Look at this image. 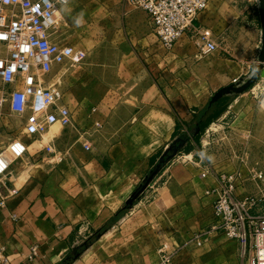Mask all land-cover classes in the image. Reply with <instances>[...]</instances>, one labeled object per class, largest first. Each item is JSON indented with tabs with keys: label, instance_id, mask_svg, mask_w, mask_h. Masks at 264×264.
<instances>
[{
	"label": "crops",
	"instance_id": "1",
	"mask_svg": "<svg viewBox=\"0 0 264 264\" xmlns=\"http://www.w3.org/2000/svg\"><path fill=\"white\" fill-rule=\"evenodd\" d=\"M81 1L86 5L81 14L92 19L97 0ZM244 1L211 0L196 23L210 28L218 41L237 37L250 24L260 28L256 0ZM99 8L109 23L116 18L133 21L137 11L123 0H106ZM246 64L239 63V74ZM60 65L57 70L62 76L53 78L62 84L70 107L68 94L83 105L90 98L100 101L86 112V123L77 124L71 107L74 124L62 126L48 143L41 136L49 129L36 139L24 133L17 136L14 122L22 116L8 109L0 116V151L15 138L28 146L25 156L11 158L9 171L0 175V248H6L9 264H61L91 239L72 264H157L163 246L174 250L178 244L187 245L174 254L173 264H240L237 239L212 234L201 243L191 241L212 222L215 196L209 191L218 185L213 173L201 176L208 160L202 135L197 138L195 116L222 85L201 77L192 92L186 87L192 80L168 73L155 76L146 64L149 85L140 97L132 87L110 89L104 82L102 90L80 93L88 78L82 75L87 61L73 70L77 74L62 73ZM247 94L218 100L214 113L227 106L206 130L241 114L234 105ZM90 112L96 117L89 123ZM183 132L189 139L176 155V163L164 168L153 185L127 205ZM33 245H38L39 255L31 260Z\"/></svg>",
	"mask_w": 264,
	"mask_h": 264
},
{
	"label": "built area",
	"instance_id": "2",
	"mask_svg": "<svg viewBox=\"0 0 264 264\" xmlns=\"http://www.w3.org/2000/svg\"><path fill=\"white\" fill-rule=\"evenodd\" d=\"M211 0H123L124 5L141 9L148 15L162 44L172 49L183 36H189L204 56L221 47L210 28L197 24L200 14L208 10ZM71 0H0V116L8 109L25 118L23 133L39 138L44 129L60 124H74V113L67 104L60 82L46 81L41 71L52 64H83L88 57L84 49L53 38L57 15ZM239 78L234 80L238 83ZM87 149L91 145L86 143ZM27 144L15 138L0 151V175L6 174L11 158H22ZM203 159V155H200ZM213 173L218 185L214 194L213 219L209 227L196 233L191 241H201L212 234H224L240 242V264H264V169L218 171L211 164L201 173ZM252 184L255 192L242 186ZM187 244H178L174 250L160 249L157 264H173L174 254ZM39 255L33 245L29 258ZM5 247L0 248V264H9Z\"/></svg>",
	"mask_w": 264,
	"mask_h": 264
},
{
	"label": "rangeland",
	"instance_id": "3",
	"mask_svg": "<svg viewBox=\"0 0 264 264\" xmlns=\"http://www.w3.org/2000/svg\"><path fill=\"white\" fill-rule=\"evenodd\" d=\"M97 2L96 15H93L92 19L81 14L86 6L81 0H71L57 15L54 37L62 43H70L76 49L81 48L88 52L87 65L82 73L84 76L88 75V78L85 85L79 90L80 93L93 90L97 92L102 90L105 84L110 89L132 87V93L137 92V96L140 97L149 85V75L144 67L146 64L151 66V73L155 76L168 73L178 76L184 81L185 79L192 80L193 83H186V87L192 92L195 91V88L191 87H196V82L200 81L201 77L205 79L209 77L212 82H219L216 85L221 84L224 87L233 84L232 80L235 76H238L239 82L243 81L260 63L263 50L262 26L259 28V26L250 24V18L247 20L250 26H247L246 30L239 33L237 37H231L222 43L221 47L226 50L221 49L200 56L194 41L186 35L172 49L166 48L143 10L136 9L133 21L125 22L121 19L119 22L116 18L109 23L104 21L105 16L102 15V8H99L104 5L106 0H97ZM244 3L250 2L245 0ZM256 3L258 4L256 15L261 20L259 0H256ZM233 4L231 2V5ZM244 15H247L246 12ZM77 20L80 23H77ZM146 37L148 38L146 39ZM230 46H234V48ZM145 50L147 52H144ZM242 61H246L247 66L239 74V63ZM58 65L52 64L44 68L41 71L43 79L54 82L53 77L59 75ZM60 66L62 73L77 74L73 70L76 68L78 70L81 64ZM245 93L248 94L242 97V101L234 105L240 111L242 110L241 114L223 119L218 122L220 123L219 127H212L202 135L208 163L218 171L236 172L241 170L246 174L252 168L264 169V106L261 103L264 101V76H260ZM237 95L239 94L233 96ZM67 101L75 111L77 124H81L86 123V112L93 106H97L100 100L90 98L85 100V104L88 105H83L79 98L68 94ZM126 104L129 105V103ZM90 115L91 117L89 116L86 120L89 123L93 117H96L91 112ZM24 122L23 116L14 122L17 136L22 135ZM61 128L60 124L50 126L49 130L42 134L41 139L48 143L54 134L59 133ZM183 133L187 134V132ZM178 159L177 156L170 159L166 167L173 165ZM150 185L152 186L153 182L147 186L146 190L151 187ZM243 188H246L248 192H255V187L252 184H246L240 190ZM133 204L127 203L129 206Z\"/></svg>",
	"mask_w": 264,
	"mask_h": 264
},
{
	"label": "water",
	"instance_id": "4",
	"mask_svg": "<svg viewBox=\"0 0 264 264\" xmlns=\"http://www.w3.org/2000/svg\"><path fill=\"white\" fill-rule=\"evenodd\" d=\"M259 11H260V17H261V24H262V36H263V50L260 57V63L254 68L257 75L248 76L246 79H244L241 82L233 83L228 86H224L220 88L211 98V104L214 102L220 100L222 97L226 95H235V94H241L247 91L258 79L260 76H264V0H259ZM201 132V127H196V133L199 134ZM178 150L174 151V154L170 156L168 159L174 158L178 154ZM163 158L160 160V162L153 167L151 172L146 177L145 184L139 188V190L131 196L128 203L133 204L136 198L139 196L141 192H143L147 186L156 178V176L163 170Z\"/></svg>",
	"mask_w": 264,
	"mask_h": 264
},
{
	"label": "trees",
	"instance_id": "5",
	"mask_svg": "<svg viewBox=\"0 0 264 264\" xmlns=\"http://www.w3.org/2000/svg\"><path fill=\"white\" fill-rule=\"evenodd\" d=\"M211 102V100H210ZM209 102V104L198 114L195 116V121L196 124H198L201 127V132L199 134V136H197V138L201 137V135H203L208 127V125L214 120L217 119L218 116L221 114V112L226 108V105H222L221 109L219 112L214 113V110L218 107L220 101L211 104ZM189 139V135L184 134L181 135V137H179L177 140H175V142L171 145V147L165 152L164 156H163V169L166 167V165L169 162V157L172 156L174 154L175 150H182L186 144V142ZM151 172V171H150ZM146 182V179L144 180V182L142 183V185L139 187L141 188ZM139 188L136 190V192L139 190ZM146 190V189H145ZM145 190L143 192H141L139 194V196L136 198V200L138 198L141 197V195L145 192ZM135 192V193H136ZM134 193V194H135ZM135 200V201H136ZM134 201V203H135ZM102 231L97 232V234H95L93 236V238L97 237V235H99ZM90 243H92V239L89 240L86 244H84L83 246H81L79 249L74 250L73 252H71L63 261L61 264H72L74 262V260L77 258V256L81 253V251H83L87 246L90 245Z\"/></svg>",
	"mask_w": 264,
	"mask_h": 264
},
{
	"label": "clouds",
	"instance_id": "6",
	"mask_svg": "<svg viewBox=\"0 0 264 264\" xmlns=\"http://www.w3.org/2000/svg\"><path fill=\"white\" fill-rule=\"evenodd\" d=\"M77 23H80V21L77 20ZM252 75H254V76L257 75L255 69H253V71H252ZM261 103H262V106H264V101H262Z\"/></svg>",
	"mask_w": 264,
	"mask_h": 264
}]
</instances>
